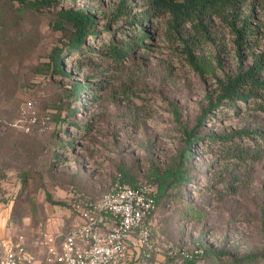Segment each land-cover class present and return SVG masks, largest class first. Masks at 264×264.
Listing matches in <instances>:
<instances>
[{"label": "rangeland", "instance_id": "1", "mask_svg": "<svg viewBox=\"0 0 264 264\" xmlns=\"http://www.w3.org/2000/svg\"><path fill=\"white\" fill-rule=\"evenodd\" d=\"M148 5L53 0L24 7L0 0V237H21L39 256L42 229L67 226L74 203L97 199L121 179L156 192L144 245L148 255L132 245L129 264H230L232 256L264 247L262 137L233 138L252 152L246 160L224 158L218 138L202 137L182 163L185 142L178 125H195L225 78L264 53V34L249 35L239 56L236 35L224 19L208 21L205 30L195 22L175 26L167 13L145 16ZM69 7L93 13L95 32L82 49L62 52L71 71L62 76L43 63L67 39L71 27L58 13ZM243 9L250 11L247 1ZM253 15L264 19L260 4ZM139 25L149 33L142 41ZM111 42L129 49L116 60ZM73 81L88 84L79 98L68 91ZM255 101L231 105L220 99L199 133L243 126L264 131V108ZM177 168L192 173L182 188L172 174ZM232 174L238 180L228 191Z\"/></svg>", "mask_w": 264, "mask_h": 264}, {"label": "trees", "instance_id": "2", "mask_svg": "<svg viewBox=\"0 0 264 264\" xmlns=\"http://www.w3.org/2000/svg\"><path fill=\"white\" fill-rule=\"evenodd\" d=\"M19 4L24 7H38L43 5H49L53 0H17ZM248 2L250 6V11L245 12L243 5ZM149 7L144 11V15L148 18L153 16H158L161 14H169L173 24L184 25L187 22H195L194 25L200 27V30H205L208 21H212L215 17H220L232 28L236 37L235 43L237 45V55L241 56V45L247 43V37L253 35L254 37L258 34H264V19H258L254 16V8L260 4L264 9V2L257 3L256 0H148ZM256 12V11H255ZM59 19L62 23H67L71 27L68 34L66 35V41L63 42L60 47H56L50 53V59L45 61L44 66L48 68L53 74H59L62 76H69L71 71L67 70L64 66L63 55L64 50L71 49H82L81 45L85 42V37L92 35L95 31L91 27L95 24V16L90 11H84L78 8H66L61 9L58 13ZM251 20H255V24ZM137 22L140 23V20ZM239 23V25H236ZM141 29L139 33L140 41L149 33L145 30L142 25H139ZM85 47V46H84ZM108 49L112 58L118 60L122 55L128 51V47L119 46L116 42H111L108 45ZM190 54V51H189ZM264 69V53L256 55L253 59L252 64L245 70L239 71L236 75L226 77L221 85V92L217 95L214 101L209 102V106L203 108L201 113L196 118V124L192 127H187L184 124L178 122L180 130L184 135L185 146L183 150L180 151L181 162H185L188 154H191L190 150L193 143H195L200 138L208 137L210 139H219L222 145V150L225 152L224 158H238L246 160L250 159L252 152H249L242 147L235 139L240 138L242 135L249 136L250 133L256 134L258 137H262V142H264V131L257 130L256 128H247L245 126L230 130L229 132H223L221 134H216L215 132H209L206 134L199 133V126L203 124V120L206 117L207 111L211 106H218L220 99L225 98L228 103L233 105L236 100L245 103L248 98L250 101H255V98L259 97L258 101H255V107L257 109L264 108V76H262L261 71ZM88 86L86 83L81 81H73L72 85L68 88L69 93L73 94L76 98H79V94ZM74 110L76 107L73 108ZM175 112H177V107H174ZM251 137V136H250ZM256 138V137H251ZM67 143L70 140L66 141ZM258 152L259 151H255ZM253 152L254 154H256ZM259 156H253L252 158H257ZM174 176L181 178L180 186L192 179V173L186 172L184 175V170L177 168L173 170ZM238 178L235 174H232L231 180L227 181L228 191L234 190L236 187L235 181ZM120 181H122L120 179ZM131 185H137L134 182L123 181ZM58 203H63V201H55ZM156 208V206H155ZM155 211V209H154ZM154 212L150 216L151 219ZM46 228V227H45ZM258 262L259 264H264V247L259 251L250 252L239 257L232 256V262L230 264H252L251 262Z\"/></svg>", "mask_w": 264, "mask_h": 264}, {"label": "built area", "instance_id": "3", "mask_svg": "<svg viewBox=\"0 0 264 264\" xmlns=\"http://www.w3.org/2000/svg\"><path fill=\"white\" fill-rule=\"evenodd\" d=\"M25 106L31 108V100ZM155 206L151 185L118 179L97 199L74 203V220L67 226L42 229L39 256L21 237H0V264H129L132 245L148 255L144 245Z\"/></svg>", "mask_w": 264, "mask_h": 264}, {"label": "crops", "instance_id": "4", "mask_svg": "<svg viewBox=\"0 0 264 264\" xmlns=\"http://www.w3.org/2000/svg\"><path fill=\"white\" fill-rule=\"evenodd\" d=\"M129 252H131V247H130V251Z\"/></svg>", "mask_w": 264, "mask_h": 264}]
</instances>
